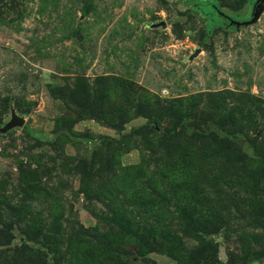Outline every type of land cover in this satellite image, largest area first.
<instances>
[{"label":"rangeland","instance_id":"374dc122","mask_svg":"<svg viewBox=\"0 0 264 264\" xmlns=\"http://www.w3.org/2000/svg\"><path fill=\"white\" fill-rule=\"evenodd\" d=\"M199 6L0 0V264H264V12Z\"/></svg>","mask_w":264,"mask_h":264},{"label":"water","instance_id":"95a60500","mask_svg":"<svg viewBox=\"0 0 264 264\" xmlns=\"http://www.w3.org/2000/svg\"><path fill=\"white\" fill-rule=\"evenodd\" d=\"M263 12H264V0H255L252 5L250 18L247 20L238 21L226 15L223 12L221 13L224 14L223 16L228 21L229 25H233L236 28H239L241 26H249V25L256 23ZM163 24L164 22L162 21V22L153 24V26L157 27ZM24 123H25V120L23 117L18 116L15 112H12L10 119L3 126L0 125V133H6L14 127H21L24 125Z\"/></svg>","mask_w":264,"mask_h":264},{"label":"trees","instance_id":"16d2710c","mask_svg":"<svg viewBox=\"0 0 264 264\" xmlns=\"http://www.w3.org/2000/svg\"><path fill=\"white\" fill-rule=\"evenodd\" d=\"M196 1H198L199 3L200 2L206 3L216 11V12L215 11L209 12L207 10H204L201 6H199V10H201V14L211 16L216 24H222L220 21L223 20L221 18H224V16H223L224 14L221 13V10L219 8V4H218L217 0H196ZM254 1L255 0H251V3H253ZM232 18L237 19L236 17H232ZM248 18L249 17H245L244 19H248ZM226 23L228 24V21H226ZM211 28H212V26H211Z\"/></svg>","mask_w":264,"mask_h":264},{"label":"flooded vegetation","instance_id":"af4514ba","mask_svg":"<svg viewBox=\"0 0 264 264\" xmlns=\"http://www.w3.org/2000/svg\"><path fill=\"white\" fill-rule=\"evenodd\" d=\"M225 19V18H224ZM226 20V19H225ZM227 21V20H226Z\"/></svg>","mask_w":264,"mask_h":264}]
</instances>
